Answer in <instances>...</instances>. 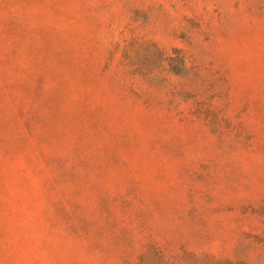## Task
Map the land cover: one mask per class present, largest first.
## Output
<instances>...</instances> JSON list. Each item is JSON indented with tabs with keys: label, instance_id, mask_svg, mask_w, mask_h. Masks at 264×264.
Returning <instances> with one entry per match:
<instances>
[{
	"label": "rangeland",
	"instance_id": "1",
	"mask_svg": "<svg viewBox=\"0 0 264 264\" xmlns=\"http://www.w3.org/2000/svg\"><path fill=\"white\" fill-rule=\"evenodd\" d=\"M0 264H264V0H0Z\"/></svg>",
	"mask_w": 264,
	"mask_h": 264
}]
</instances>
